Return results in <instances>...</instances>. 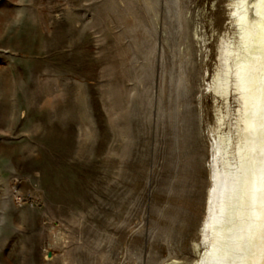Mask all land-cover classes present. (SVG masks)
I'll list each match as a JSON object with an SVG mask.
<instances>
[{"label": "rangeland", "instance_id": "374dc122", "mask_svg": "<svg viewBox=\"0 0 264 264\" xmlns=\"http://www.w3.org/2000/svg\"><path fill=\"white\" fill-rule=\"evenodd\" d=\"M235 1L0 0V264H264V0L214 91Z\"/></svg>", "mask_w": 264, "mask_h": 264}, {"label": "bare ground", "instance_id": "6f19581e", "mask_svg": "<svg viewBox=\"0 0 264 264\" xmlns=\"http://www.w3.org/2000/svg\"><path fill=\"white\" fill-rule=\"evenodd\" d=\"M256 0H236V4L234 5V13L238 14V12L240 13L239 15H237L235 17V21L237 23V27H238V39L236 41V43H232L231 49L229 50V56H235L234 59L231 61V63L228 64L227 68L225 69V71L222 73L219 72V74L217 75V82L214 85V91L226 95L228 92V89L230 87V79H231V75H232V71L235 70V68H237L238 70L242 68L243 65V59L241 58H245V57H241V52L248 49V45H249V39H251V37L253 36L254 33V27H256V25L254 26V23H258L255 22V19H257L255 17V19H253L252 16H249L248 18V14H250V10H252V7L255 6ZM263 1V0H261ZM248 2V3H247ZM261 4V3H260ZM259 5V4H258ZM262 5V4H261ZM258 7V6H257ZM239 8V9H238ZM256 8V7H255ZM238 9V10H237ZM261 14V13H260ZM261 16V15H260ZM262 17V16H261ZM248 18V19H247ZM264 18V17H263ZM258 19L260 20V17L258 16ZM257 19V21H259ZM264 20V19H263ZM261 21V20H260ZM262 22V21H261ZM261 24V23H259ZM262 25V24H261ZM257 28V27H256ZM258 30V29H257ZM258 32V31H257ZM258 34V33H257ZM255 36H257L255 34ZM254 36V37H255ZM254 39V38H253ZM252 40V39H251ZM253 41V40H252ZM258 43H260L261 41H257ZM256 43V41H255ZM254 44V43H253ZM262 45V42L260 43ZM247 54V53H246ZM249 54V53H248ZM247 54V55H248ZM246 55V56H247ZM250 55V54H249ZM245 56V55H244ZM252 56V55H251ZM248 62H250L248 59L246 58ZM251 59V57H250ZM246 61V60H244ZM252 61V60H251ZM246 64H249L247 62H245ZM251 65V64H249ZM246 67V66H245ZM247 68V67H246ZM244 68V70L246 69ZM246 71V70H245ZM244 71V72H245ZM249 71V70H248ZM246 73V72H245ZM236 76V75H235ZM234 76V77H235ZM244 76V75H243ZM246 76V75H245ZM220 77H222V80H218ZM238 77V76H237ZM241 77V76H240ZM235 80V79H234ZM238 80V79H236ZM232 81V80H231ZM242 85V84H241ZM240 86V85H239ZM244 89V88H242ZM262 104V103H261ZM221 120V119H220ZM243 130V128H242ZM242 139V138H241ZM221 142L225 143L226 142V136H222L220 137ZM242 141V140H241ZM255 156H258V151H255Z\"/></svg>", "mask_w": 264, "mask_h": 264}]
</instances>
